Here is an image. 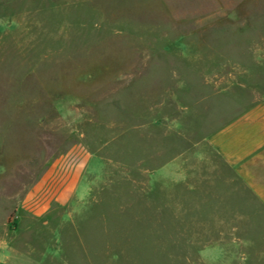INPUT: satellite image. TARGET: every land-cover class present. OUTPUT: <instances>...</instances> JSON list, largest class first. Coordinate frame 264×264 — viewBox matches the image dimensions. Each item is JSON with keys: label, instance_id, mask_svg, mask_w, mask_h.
Wrapping results in <instances>:
<instances>
[{"label": "rangeland", "instance_id": "1", "mask_svg": "<svg viewBox=\"0 0 264 264\" xmlns=\"http://www.w3.org/2000/svg\"><path fill=\"white\" fill-rule=\"evenodd\" d=\"M261 100L264 0H0V260L264 264L263 209L198 175Z\"/></svg>", "mask_w": 264, "mask_h": 264}, {"label": "crops", "instance_id": "2", "mask_svg": "<svg viewBox=\"0 0 264 264\" xmlns=\"http://www.w3.org/2000/svg\"><path fill=\"white\" fill-rule=\"evenodd\" d=\"M208 144L210 151H205L200 160L202 170L198 174L192 164L193 175L187 178L196 174L203 177L207 174L208 178L217 176L219 182L223 180V192L250 196L264 211V100L222 125ZM11 258L4 257L0 264H14ZM27 259L35 264V260ZM52 259L55 258L48 256L46 262Z\"/></svg>", "mask_w": 264, "mask_h": 264}]
</instances>
